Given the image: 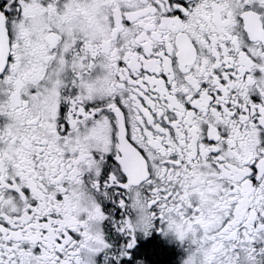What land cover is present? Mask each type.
<instances>
[{
  "label": "snow or ice",
  "instance_id": "snow-or-ice-1",
  "mask_svg": "<svg viewBox=\"0 0 264 264\" xmlns=\"http://www.w3.org/2000/svg\"><path fill=\"white\" fill-rule=\"evenodd\" d=\"M0 264H264V0H0Z\"/></svg>",
  "mask_w": 264,
  "mask_h": 264
}]
</instances>
